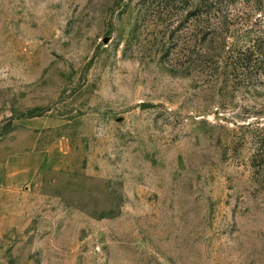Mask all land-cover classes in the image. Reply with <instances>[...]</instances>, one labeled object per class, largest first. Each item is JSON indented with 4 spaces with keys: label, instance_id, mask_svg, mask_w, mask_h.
<instances>
[{
    "label": "rangeland",
    "instance_id": "obj_1",
    "mask_svg": "<svg viewBox=\"0 0 264 264\" xmlns=\"http://www.w3.org/2000/svg\"><path fill=\"white\" fill-rule=\"evenodd\" d=\"M195 6L0 0V165L45 157L0 264H264V75L229 59L264 0Z\"/></svg>",
    "mask_w": 264,
    "mask_h": 264
},
{
    "label": "crops",
    "instance_id": "obj_2",
    "mask_svg": "<svg viewBox=\"0 0 264 264\" xmlns=\"http://www.w3.org/2000/svg\"><path fill=\"white\" fill-rule=\"evenodd\" d=\"M44 163L45 157L38 153L16 156L0 165V236L13 222L8 214L10 202L7 198L27 189L40 174Z\"/></svg>",
    "mask_w": 264,
    "mask_h": 264
},
{
    "label": "trees",
    "instance_id": "obj_3",
    "mask_svg": "<svg viewBox=\"0 0 264 264\" xmlns=\"http://www.w3.org/2000/svg\"><path fill=\"white\" fill-rule=\"evenodd\" d=\"M223 0H194L196 6L189 15V20H196L201 25L211 24L219 19L222 9L219 10L218 3ZM257 34L252 35L248 46L236 51L230 60L234 62V67L238 70L250 73V75H264V25H260ZM208 36L207 33L204 34ZM215 37H218V35Z\"/></svg>",
    "mask_w": 264,
    "mask_h": 264
}]
</instances>
